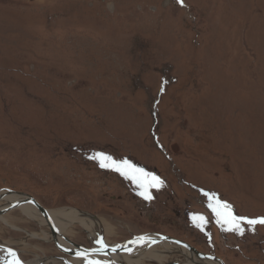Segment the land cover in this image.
I'll use <instances>...</instances> for the list:
<instances>
[{"label": "rangeland", "instance_id": "rangeland-1", "mask_svg": "<svg viewBox=\"0 0 264 264\" xmlns=\"http://www.w3.org/2000/svg\"><path fill=\"white\" fill-rule=\"evenodd\" d=\"M97 153L162 183L145 199ZM7 189L94 215L107 245L163 233L225 264H264V225L240 235L210 207L214 195L235 216L264 217V0H0ZM70 226L72 243L95 246ZM43 232L15 208L0 217V248L25 264H68ZM189 257L178 248L141 263Z\"/></svg>", "mask_w": 264, "mask_h": 264}, {"label": "bare ground", "instance_id": "bare-ground-1", "mask_svg": "<svg viewBox=\"0 0 264 264\" xmlns=\"http://www.w3.org/2000/svg\"><path fill=\"white\" fill-rule=\"evenodd\" d=\"M1 194L5 195L4 200H2L4 203L6 201L14 202L19 199H22L21 195L9 194L7 191L1 192ZM3 207H0V210L3 209ZM19 209L25 216L31 218L32 220L41 221V225L43 226H48V221L45 219V217L42 216V214H40L38 209L33 204L24 203L21 206H19ZM68 210L70 209L67 210L63 209L59 211L57 210L56 212L49 210L51 221L55 225V227L59 231L64 233L67 232L66 230L71 227L70 224L75 221V223L79 224L88 233L89 240L92 241L95 247L98 246L97 248H100L99 247L100 244L97 240L98 239L97 237H99L98 235H100L99 231L101 229L98 219L87 213H81V212L75 213V211H68ZM2 216L3 215H0V217ZM60 221H64V222L61 223ZM4 223L10 226L11 228L18 230L17 226L11 224L10 222L4 220ZM30 237L41 238L38 233H32L30 234ZM146 237L147 238L142 243L135 245V247H133L132 249H126L122 251H112L109 255H107L106 253H91L84 255L83 257H76V258L71 257L68 262L69 264H108L109 262L115 261L117 263H123V264H142L141 263L142 260H150V261H158V263H160V261L164 260L163 258L169 252L175 251L178 248L179 249L184 248L183 246H180L179 244L173 241H162L156 235H147ZM42 238L47 240L52 239L53 242L54 240H56L58 245H60L62 248L65 249L76 248V246H73V244L70 243L71 241L65 242L63 238H61L60 236L54 238V236L51 235L50 232H43ZM99 238L101 239L102 236H100ZM157 244H160L162 246L161 251L157 250L156 248ZM111 247H115V246H111ZM187 251L190 257L185 264H220L218 262L210 261L208 259H202L199 255H197L193 251H189V250ZM3 253L4 252L2 248H0L1 259H3V255H2ZM7 253L9 254L10 252L7 251ZM194 257L198 258L201 262H198ZM66 259L67 258H63L62 261L65 262ZM1 263H3V261H1ZM28 264H32V263H28ZM33 264H47V263L46 262L44 263V261H39L38 259L36 263L33 262ZM169 264H177V263L174 262Z\"/></svg>", "mask_w": 264, "mask_h": 264}, {"label": "water", "instance_id": "water-1", "mask_svg": "<svg viewBox=\"0 0 264 264\" xmlns=\"http://www.w3.org/2000/svg\"><path fill=\"white\" fill-rule=\"evenodd\" d=\"M7 192L9 194H19L22 196V199H19L17 201L14 202H5V206L3 207V209L0 210V215H4L7 212L15 209V208H19V206H21L24 203H31L33 204L38 211L40 212V214H42L43 217H45V219L48 221V227L50 229L51 234L54 236V238L60 236L61 238H63V240L65 242H70V238L64 234L63 232L59 231L55 225L52 223L51 221V217L49 214V210L44 207L43 205H41L32 195L27 194L25 192H21V191H15L12 189H7ZM5 195L1 194L0 192V201L4 200ZM94 216V215H92ZM156 235L157 237H159L160 240L162 241H173L176 242L177 244H179L180 246H183L185 249L189 250V251H193L195 252L197 255H199L202 259H208L210 261H215L218 262L220 264H225V262L217 257L216 255H210V254H206V253H202L200 251H198L197 249H195L192 245H190L188 242L183 241L181 239L163 234V233H144V234H140V235H133L132 238L127 239L126 241L117 244V245H107L105 242L104 237L101 238L100 241H102L103 243L100 242V248H97L95 246H83L80 245L76 242L72 243L73 246H76V248H62L60 245H58L57 241L54 240L56 246L63 251V253L69 255L72 258H76V257H83L84 255L87 254H91V253H106L107 255H109L112 251H122V250H126V249H132L133 247H135V245L142 243L147 237L146 235ZM111 246H115V247H111ZM68 262V261H67ZM69 264V262H68ZM108 264H123V263H117L115 261L113 262H109Z\"/></svg>", "mask_w": 264, "mask_h": 264}, {"label": "snow or ice", "instance_id": "snow-or-ice-1", "mask_svg": "<svg viewBox=\"0 0 264 264\" xmlns=\"http://www.w3.org/2000/svg\"><path fill=\"white\" fill-rule=\"evenodd\" d=\"M179 4L183 6V0H177ZM92 159H97L100 162L101 167H111L116 171L120 172L122 175L129 176L132 179L137 180L139 186L144 189L141 193L145 199H151V195L148 192V189L151 187H156L162 181L158 177L151 176L149 178L148 174L144 173L143 169H137L133 165L129 164L128 161L117 162L112 159V157L105 155L104 153H97L95 156L91 157ZM208 196V193H204ZM212 200H215V205H211L212 211L220 218L221 222L227 225V230L237 232L240 235H243L242 224H247L249 227L254 228L255 225H264V217L249 219L245 217L235 216L231 210L230 206L226 203L219 201L214 195L210 197ZM194 220H198L201 223H206V220L203 216L194 217ZM101 243H103L101 241ZM10 255L16 257L14 252H11ZM13 264H20V261L14 259Z\"/></svg>", "mask_w": 264, "mask_h": 264}, {"label": "flooded vegetation", "instance_id": "flooded-vegetation-1", "mask_svg": "<svg viewBox=\"0 0 264 264\" xmlns=\"http://www.w3.org/2000/svg\"><path fill=\"white\" fill-rule=\"evenodd\" d=\"M2 255H3V259L0 258V264H2L1 261H3V264H5V263L6 264H13L14 259H17V258L20 261V264H25V262L21 260L19 255H16V257H13V256L12 257H9V256L6 257V255H4V253Z\"/></svg>", "mask_w": 264, "mask_h": 264}]
</instances>
